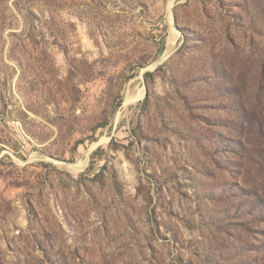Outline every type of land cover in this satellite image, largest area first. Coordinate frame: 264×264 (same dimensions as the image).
Here are the masks:
<instances>
[{
    "label": "rangeland",
    "instance_id": "374dc122",
    "mask_svg": "<svg viewBox=\"0 0 264 264\" xmlns=\"http://www.w3.org/2000/svg\"><path fill=\"white\" fill-rule=\"evenodd\" d=\"M0 264H264V0H0Z\"/></svg>",
    "mask_w": 264,
    "mask_h": 264
},
{
    "label": "bare ground",
    "instance_id": "6f19581e",
    "mask_svg": "<svg viewBox=\"0 0 264 264\" xmlns=\"http://www.w3.org/2000/svg\"><path fill=\"white\" fill-rule=\"evenodd\" d=\"M141 95V94H140ZM138 97V96H137ZM138 99V98H137ZM130 101L126 102V103H129ZM131 104V103H130Z\"/></svg>",
    "mask_w": 264,
    "mask_h": 264
}]
</instances>
